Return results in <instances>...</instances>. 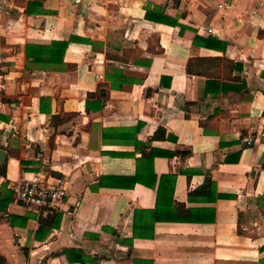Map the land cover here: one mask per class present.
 I'll use <instances>...</instances> for the list:
<instances>
[{"label":"crops","instance_id":"0c3cea01","mask_svg":"<svg viewBox=\"0 0 264 264\" xmlns=\"http://www.w3.org/2000/svg\"><path fill=\"white\" fill-rule=\"evenodd\" d=\"M0 149V264H264V0H0ZM34 177L58 214L14 198Z\"/></svg>","mask_w":264,"mask_h":264},{"label":"trees","instance_id":"16d2710c","mask_svg":"<svg viewBox=\"0 0 264 264\" xmlns=\"http://www.w3.org/2000/svg\"><path fill=\"white\" fill-rule=\"evenodd\" d=\"M145 19L157 23L168 24L171 26L177 25V22L171 19L169 16L165 15L163 10H157V8L146 9L144 16ZM75 38H70L68 41L62 42H52L49 45H40V44H26L25 45V59H26V69L33 67L36 70L42 71H56L58 66L63 65V56L70 42L74 41ZM199 40L203 41L204 44L210 45L202 39H195V42ZM225 46V45H224ZM219 59L211 58H190L186 65V73L191 75H201L204 73L205 68H208L212 62H216ZM227 63V60H225ZM105 98V97H104ZM88 110V107H86ZM161 132V133H159ZM160 134H163L160 136ZM165 131L164 129H158L154 134L153 138H164ZM3 166H0V169L3 170ZM210 186H214V183L210 180L201 186L199 189L195 190L193 193H190V196L197 197L199 199L203 198L205 192L210 190ZM189 196V195H188ZM189 196V197H190ZM188 209L185 208L184 204L177 203V222L188 221ZM136 227V225H135ZM138 235L137 231L134 230V236ZM80 264H83V261H80Z\"/></svg>","mask_w":264,"mask_h":264},{"label":"built area","instance_id":"2783aa9c","mask_svg":"<svg viewBox=\"0 0 264 264\" xmlns=\"http://www.w3.org/2000/svg\"><path fill=\"white\" fill-rule=\"evenodd\" d=\"M119 3V0H106ZM229 1V0H226ZM73 4H80L82 0H72ZM211 31V30H210ZM16 135V133H14ZM247 145L252 140H247ZM14 198L21 204L38 210L44 217L58 214L67 196V178L57 177L52 183H46L38 177L21 179L10 185Z\"/></svg>","mask_w":264,"mask_h":264},{"label":"water","instance_id":"95a60500","mask_svg":"<svg viewBox=\"0 0 264 264\" xmlns=\"http://www.w3.org/2000/svg\"><path fill=\"white\" fill-rule=\"evenodd\" d=\"M5 158H6V153L2 149H0V165L3 164Z\"/></svg>","mask_w":264,"mask_h":264}]
</instances>
